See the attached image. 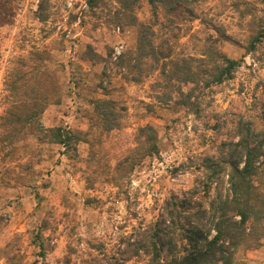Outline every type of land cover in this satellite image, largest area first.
<instances>
[{
	"label": "rangeland",
	"instance_id": "1",
	"mask_svg": "<svg viewBox=\"0 0 264 264\" xmlns=\"http://www.w3.org/2000/svg\"><path fill=\"white\" fill-rule=\"evenodd\" d=\"M106 1L90 10L88 0H0V115L12 63L23 58L32 66L46 60L48 71H54L49 82L56 86L57 100L42 114V125L86 132L75 153L63 154L62 147L32 137L19 143L12 159L2 160L0 153V179L11 180L0 182V214L6 219L0 249L9 244L15 256L9 261L0 255V264H100L112 255L125 258L128 241L168 216L175 201L181 202L175 210L176 219L181 217L173 235L178 238L190 226L184 211L198 204L207 208L213 195L190 197L196 166L207 152L216 155L220 142L236 140L231 112L254 113L264 104V43L254 56H244L199 20L183 25L187 29L175 46L180 56L197 57L211 43L231 59L243 57L231 80L195 90L200 112L158 102L157 72L139 83L127 82L117 57L133 47L135 32L114 23L116 5ZM243 2L258 14L264 6L263 0H201L200 9L241 37L250 30L249 17L239 18ZM39 14L46 19L39 20ZM136 14L143 21L150 18L145 1ZM87 45L99 54L96 62L84 60ZM104 97L124 108L121 128L110 132L97 127L90 103ZM146 124L157 132L159 152L134 169L128 164L120 169L136 146L138 128ZM38 228L43 229L39 239L34 237ZM169 250H162L156 264H168ZM236 258L240 264H264V239ZM151 263L144 254L124 262Z\"/></svg>",
	"mask_w": 264,
	"mask_h": 264
},
{
	"label": "trees",
	"instance_id": "2",
	"mask_svg": "<svg viewBox=\"0 0 264 264\" xmlns=\"http://www.w3.org/2000/svg\"><path fill=\"white\" fill-rule=\"evenodd\" d=\"M116 5L112 20L118 26L132 28L135 43L120 54L118 64L123 67V78L127 82L139 83L143 78L157 72L161 80L154 83L160 94L158 102H172L190 112H200L196 89L222 84L231 80L241 66V59H231L213 44L202 46L199 56L182 55L176 52L184 24L199 20L207 29L219 37L239 46L244 56H254L264 43V6L259 14L243 2L245 8L239 12L240 20L249 17L248 34L238 36L216 16H209L200 9L201 0H109ZM142 1L149 6L150 18L140 20L136 14ZM264 2V0H263ZM90 10L107 5L106 0H88ZM239 4L235 2L234 5ZM264 5V4H263ZM39 14V20H45ZM182 32V33H181ZM38 55V54H36ZM84 60H99L100 56L90 45L86 46ZM40 59V57H39ZM94 62V63H95ZM47 62L27 65L23 58L12 63L4 79L3 105L0 115V153L12 159L19 143L28 137L39 143L63 148V154L76 152L77 145L84 142L86 132L73 131L62 125L44 127L41 116L55 98L56 86L49 80L54 71H48ZM189 87L187 90L183 88ZM175 94V96H173ZM97 127L102 132L121 128L122 110L109 98L90 100ZM258 112H231L230 122L236 140L222 141L217 154L207 152L196 166L190 197L202 193L209 199L207 208L188 207L184 213L190 226L173 238L181 217L176 212L181 202L175 201L168 216L154 222L139 232V237L126 245V257L110 259L100 264H124L139 254L149 255L151 264H156L165 247L169 250L168 264H240L237 252L257 249L264 239V104ZM221 120L216 128L225 122ZM159 152L157 132L151 125L138 128L137 143L131 154L119 163L134 169L145 157ZM126 167V168H127ZM124 168V170L126 169ZM6 179L1 178V183ZM226 186V187H225ZM176 210V211H175ZM0 214V228L5 223ZM42 228L34 237L41 238ZM212 235V236H211ZM169 240V242H168ZM181 247V251L177 246ZM39 247L42 244L39 242ZM9 244L0 249L5 259L14 260Z\"/></svg>",
	"mask_w": 264,
	"mask_h": 264
}]
</instances>
